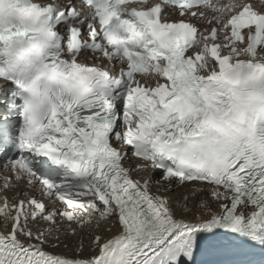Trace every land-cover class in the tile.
Masks as SVG:
<instances>
[{
	"label": "snow or ice",
	"instance_id": "obj_1",
	"mask_svg": "<svg viewBox=\"0 0 264 264\" xmlns=\"http://www.w3.org/2000/svg\"><path fill=\"white\" fill-rule=\"evenodd\" d=\"M0 264H264V0H0Z\"/></svg>",
	"mask_w": 264,
	"mask_h": 264
},
{
	"label": "bare ground",
	"instance_id": "obj_2",
	"mask_svg": "<svg viewBox=\"0 0 264 264\" xmlns=\"http://www.w3.org/2000/svg\"><path fill=\"white\" fill-rule=\"evenodd\" d=\"M137 163L134 162L132 165L135 167ZM136 174L142 179L144 176L146 175H155L156 178H157V173H148V172H144V171H141V170H137L136 171ZM153 190L155 191L156 188L155 186L153 187ZM186 191V189L184 187H180L178 189H176L175 191H172L171 193H169L170 196L172 197H178V196H181L184 192ZM9 196L13 195V192H8L7 193ZM37 227H44V224L43 222H41L40 224L37 225ZM108 227V225H104L102 224L101 225V228L98 230L99 231V234L102 235V238L103 239H108L110 238L116 231H118V227H113V230L112 232H108L106 231V228ZM79 231V230H78ZM61 240H67V241H72L73 240V237H70V236H65V235H61ZM73 245L70 243L69 244V247H72ZM55 251H59V252H64L66 253L67 255L69 256H73V255H76V253L73 251V252H69L68 249H65V248H58V249H55ZM83 256H91L93 255V251L91 249V245H90V238L89 237H85V250L81 253Z\"/></svg>",
	"mask_w": 264,
	"mask_h": 264
}]
</instances>
